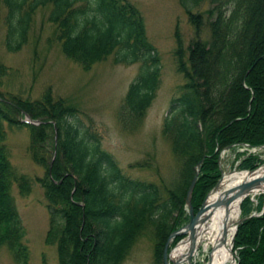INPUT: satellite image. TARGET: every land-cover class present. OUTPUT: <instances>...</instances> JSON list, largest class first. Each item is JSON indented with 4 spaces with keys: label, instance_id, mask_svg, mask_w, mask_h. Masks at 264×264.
<instances>
[{
    "label": "trees",
    "instance_id": "trees-1",
    "mask_svg": "<svg viewBox=\"0 0 264 264\" xmlns=\"http://www.w3.org/2000/svg\"><path fill=\"white\" fill-rule=\"evenodd\" d=\"M218 2L216 8L209 11L214 18L207 23L202 14L197 15L195 24L199 39L192 45L188 55L189 68L184 70L186 82L181 86V94L174 99L173 111L164 126L172 135L174 153L181 154L182 164L187 167L184 182L193 171L195 160L206 153L201 168L205 172L201 177L208 179L202 186L204 190L210 188L218 176L219 170L214 169L217 167L215 144L222 147L241 140L251 144L264 142V131L255 135H250L247 128L241 135L228 131L242 122L256 124L261 114L264 86L254 83L256 77H248L254 97L251 113L243 116L245 112L247 114L249 92L243 87L242 80L250 65L256 67L264 63V51L258 55L264 50V0H227L230 3L227 9ZM48 4L52 5L50 21L60 28L64 53L78 59L83 66L115 47L116 62H143L128 92L129 106L138 109L153 89L158 64L155 48L145 38L143 20L137 8L128 0H0V8L6 9L9 51L21 47L32 14L38 7ZM205 24L210 30L208 41L200 38ZM256 50L258 53L255 54ZM3 107L0 101V113L5 117ZM18 110L29 115L26 110ZM207 112H210L208 116ZM70 115V119L61 124L66 156L78 171L90 173V177L82 197L78 195L79 184L73 178L70 180L71 186L75 184L72 191L64 187L65 181L53 184L43 180L50 214L47 241L56 244L59 264H121L144 231L155 239L152 264H162L163 242L173 229L169 221L183 197L171 191L173 189L162 197L154 183L125 179L111 155L100 149L99 142L80 126L74 114ZM227 116L244 118L222 129L223 119ZM53 129L58 134V127ZM0 136L3 137L1 130ZM34 159L47 167V172L49 160L45 152L39 154L36 150ZM252 159L245 158L242 167L254 168L256 163ZM53 167V177L60 178L62 167L58 162ZM24 178L15 174L6 146L0 144V244L11 249L19 264H27L28 250L10 185L13 180L21 183ZM76 192L79 198L75 199ZM247 209L245 206L244 211ZM234 248L236 264H264V214L243 218L237 226Z\"/></svg>",
    "mask_w": 264,
    "mask_h": 264
},
{
    "label": "rangeland",
    "instance_id": "rangeland-1",
    "mask_svg": "<svg viewBox=\"0 0 264 264\" xmlns=\"http://www.w3.org/2000/svg\"><path fill=\"white\" fill-rule=\"evenodd\" d=\"M128 1L137 8L142 17L145 38L155 48L158 64L153 89L138 109L129 106L128 92L131 82L138 76L143 66L141 60L132 63L116 62L115 47L110 53L83 66L78 59L64 53L60 28L49 18L51 4L40 6L34 11L25 42L18 49L9 51L6 45V9L2 6L0 8V101L7 118L6 120L0 113V130L3 132L0 144L6 146L15 174L25 177L21 180L24 185L13 180L10 190L24 229L23 239L28 250L27 264H59L56 244L47 241L50 214L48 193L43 180L47 182L50 180L53 184L65 181L64 187L66 186L67 191H72L75 184L71 186L70 180L73 178L79 184V194L76 192L75 199L82 197L85 194L83 189L89 185L90 173L78 171L67 158L64 149V127L61 124L70 119V114H74L80 126L99 142L100 149L111 155L125 179L144 184L154 183L161 191L162 197L171 189L183 197L180 207L169 221L173 229L169 230L168 235L189 220L186 194L196 174L194 188L197 182L198 187L194 194L192 191L190 197L194 212L198 211L213 187L218 182L221 183L225 173L253 171L264 164V142L251 144L241 140L222 147L215 144L217 167L214 169L219 170L218 176L215 183L204 190L202 186L208 179L201 177V174L205 173L201 168L206 160V153L195 160L193 171L184 182L187 167L182 164L181 154H175L173 151L170 131L164 129L165 120L173 111V101L181 94V86L186 82L184 70L189 68L188 55L192 45L199 39L195 24L197 15L202 14L203 20L207 23L214 18V14L210 15L209 11L216 8L218 1L222 2L224 9H227L230 3L227 0ZM200 38L209 40L210 30L207 24L202 27ZM263 51L262 49L258 55L261 56ZM254 53H258L257 50ZM182 60L185 66L181 64ZM248 77L251 79L256 77L254 83L264 86V63L256 67L250 65L245 70L242 85L249 93H245L248 101L247 114L245 112L244 117L251 113L254 97L251 79ZM219 107L224 109L222 105ZM18 108L26 110L30 116ZM260 109L261 114L256 124L242 122L239 127L228 131L241 135L247 128L250 135L262 133L264 98ZM206 114L208 116L210 112ZM243 116H227L223 119L225 124L222 129L243 119ZM31 120L38 123L32 124ZM41 124L46 125L39 126ZM56 126L58 134L53 129ZM36 150L39 154L45 152L49 160L47 172V167L35 161ZM248 157H252V161L256 163L252 169L243 168L241 165ZM57 162L63 169L60 178L53 177V164L56 165ZM75 199V202L83 205L80 200ZM245 206L248 208L247 212L244 211ZM263 214V192L248 195L241 201L238 219L260 217ZM93 226L95 228V223ZM145 232L138 237L121 264H152L155 239ZM186 237L187 234L174 238L169 251ZM231 247L232 258L234 256L236 264L237 252L234 241ZM229 262L227 264L232 263V259ZM0 264H19L14 259L11 249L5 244H0ZM183 264H206L204 254L199 251V255L193 258L191 263Z\"/></svg>",
    "mask_w": 264,
    "mask_h": 264
},
{
    "label": "bare ground",
    "instance_id": "bare-ground-1",
    "mask_svg": "<svg viewBox=\"0 0 264 264\" xmlns=\"http://www.w3.org/2000/svg\"><path fill=\"white\" fill-rule=\"evenodd\" d=\"M260 175H264V165L255 170L253 174L245 171L225 173L218 188L206 198L204 212L190 227L187 237L171 250L170 263H191L192 259L199 255V251L204 254L206 264H227L229 261L231 262L232 249L230 241L235 229V222L240 215V203L248 195L259 193V191L264 193V183L255 187L248 195L238 197L229 204H225V202L217 203V201L223 198L229 188L236 186L247 178Z\"/></svg>",
    "mask_w": 264,
    "mask_h": 264
},
{
    "label": "water",
    "instance_id": "water-1",
    "mask_svg": "<svg viewBox=\"0 0 264 264\" xmlns=\"http://www.w3.org/2000/svg\"><path fill=\"white\" fill-rule=\"evenodd\" d=\"M27 118H29L26 115ZM30 123L34 124V123H38L34 120H31ZM201 161L198 163V166L200 165ZM264 165V164H262ZM261 165V166H262ZM261 166H259L258 168H260ZM258 168H256L255 170H257ZM255 170L253 171H245L248 172L249 174H253L255 172ZM197 180V174L193 177L192 182L190 183L188 190H187V194H186V202L188 203L189 206V220L187 221L186 224H184L183 226L177 228L176 230L172 231L164 244L163 247V264H171L169 261V255H170V251H169V246L172 243L173 239L176 237H180L182 235L187 234L188 230L190 229V227L199 219V217L203 214L204 212V202L201 205V207L198 209L197 212H194L191 204H190V197L195 185V182ZM261 183H264V175H260V176H254L252 178H247L244 181H242L241 183L237 184L236 186L229 188L228 190H226L225 194L223 195V198H220L218 202H225V204H229L232 200L238 198V197H244L246 195H248L249 192H251L255 187H257L258 185H260ZM220 182H218L213 189L210 191V193L212 191H214L215 189L218 188ZM209 193V194H210ZM243 221V218H240L238 220H236L235 222V229L233 232V235L231 237V246L233 245V241H234V235H235V231L237 229V226L239 225V223H241ZM232 248V247H231ZM234 258V256H233ZM232 258V263L231 264H235V258ZM174 264V263H172Z\"/></svg>",
    "mask_w": 264,
    "mask_h": 264
}]
</instances>
